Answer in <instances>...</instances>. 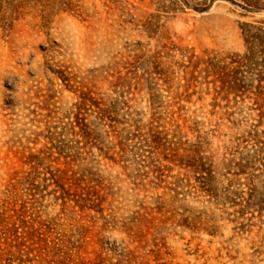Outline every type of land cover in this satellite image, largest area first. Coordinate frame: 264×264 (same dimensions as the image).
Segmentation results:
<instances>
[{
	"label": "rangeland",
	"instance_id": "374dc122",
	"mask_svg": "<svg viewBox=\"0 0 264 264\" xmlns=\"http://www.w3.org/2000/svg\"><path fill=\"white\" fill-rule=\"evenodd\" d=\"M257 3L0 0V264H264Z\"/></svg>",
	"mask_w": 264,
	"mask_h": 264
},
{
	"label": "trees",
	"instance_id": "16d2710c",
	"mask_svg": "<svg viewBox=\"0 0 264 264\" xmlns=\"http://www.w3.org/2000/svg\"><path fill=\"white\" fill-rule=\"evenodd\" d=\"M231 1V0H230ZM242 2H244V4L246 5L245 7H243V9L245 10H249L248 8H251L254 10V11H259V7H258V3H257V0H250V1H246V0H241ZM250 2V3H249ZM251 6V7H250ZM256 40L257 44H259V46H262L264 47V35L262 37H259L258 35H255V36H250L247 38H245V42L247 43L248 41H254ZM223 80V79H221ZM257 81V85H256V88L258 89H262V93H260L262 99L264 98V74L262 77H259L258 79H256ZM222 84L226 83V81H221ZM232 85L230 87V92L231 93H237L239 92L240 90V84L237 83L235 81V79H232L231 81ZM260 92V91H259Z\"/></svg>",
	"mask_w": 264,
	"mask_h": 264
}]
</instances>
